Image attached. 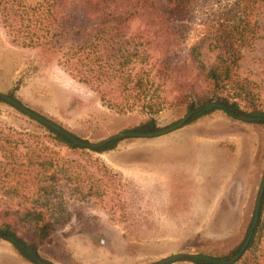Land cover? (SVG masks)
Here are the masks:
<instances>
[{
  "label": "trees",
  "instance_id": "16d2710c",
  "mask_svg": "<svg viewBox=\"0 0 264 264\" xmlns=\"http://www.w3.org/2000/svg\"><path fill=\"white\" fill-rule=\"evenodd\" d=\"M0 23L14 44L38 48L94 91L103 106L131 117L120 131L161 130L156 114L166 108L184 107L190 114L185 124L216 110L234 119L264 118L253 83L238 72L244 50L258 31L264 33V0H0ZM197 23L204 35L193 39ZM208 40L218 50L210 67L201 54ZM6 94L23 102L12 90ZM29 118V129L0 121V238L31 263L39 264L35 253L49 264H71L62 232L81 211L101 208L114 219L118 213L125 217L119 174L93 155L121 140L87 150ZM67 129L81 140L99 137ZM253 219L254 212L244 219L227 243L228 253L188 260L228 261L249 239L232 264L244 257L242 264L257 261L264 243V195L255 228Z\"/></svg>",
  "mask_w": 264,
  "mask_h": 264
},
{
  "label": "rangeland",
  "instance_id": "374dc122",
  "mask_svg": "<svg viewBox=\"0 0 264 264\" xmlns=\"http://www.w3.org/2000/svg\"><path fill=\"white\" fill-rule=\"evenodd\" d=\"M198 23L193 39L204 35ZM201 54L210 67L218 50L208 40ZM263 58L260 30L244 50L238 72L253 83L264 109ZM11 90L24 105L55 118L64 128L87 137L99 135L90 141L123 132L121 127L131 119L103 106L94 91L38 48L14 44L0 23V92ZM186 114L184 107L166 108L156 117L162 127H169ZM29 117L0 102L1 122L29 129ZM201 130L202 135H196ZM198 136L209 142L200 160L191 146ZM57 148L77 157L63 145ZM93 155L119 174L127 210L125 217L118 213L115 219L101 208L81 211L62 232L69 263L156 264L180 253L220 256L228 253L227 243L240 232L244 219L255 213L264 177V122L234 119L216 110L204 116L201 125L185 124L158 137L124 138L115 148ZM198 176L204 180H195ZM3 244L11 246L0 238V247ZM187 263L194 262L169 264ZM252 264H264V243Z\"/></svg>",
  "mask_w": 264,
  "mask_h": 264
},
{
  "label": "water",
  "instance_id": "95a60500",
  "mask_svg": "<svg viewBox=\"0 0 264 264\" xmlns=\"http://www.w3.org/2000/svg\"><path fill=\"white\" fill-rule=\"evenodd\" d=\"M0 98L2 100L6 101L7 103L11 104L16 109L25 113L26 115L33 117L34 119L38 120L39 122H42L43 124L57 130L58 132L62 133L63 135L69 137L76 144L80 145L81 147H83L85 149H89V150H95V149L102 148L106 144H108L109 142H111L113 140H121V139L129 138V137L152 138V137H158L161 135H165V134L170 133L179 127L184 126L187 117L190 116V114H186L184 117H182V119L179 121V123L174 124V125H170L169 127H165L163 129L155 131V132L140 133V132H132V131H123V132H119V133H116L114 135H111L110 137H107V138L100 140V141H85V140L78 139L66 128L62 127L61 125L52 121L51 119L45 117L44 115L35 112L33 109L27 107L26 105H24L22 102L18 101L17 99H14V98L8 96L7 94L1 93V92H0ZM262 119H264V118H255V117H246V116L241 117V120L249 121V122L255 121V120H262ZM263 195H264V177H263V181H262L261 188H260L259 195H258V199H257V204H256V209H255L254 219H253V228L256 227V225L260 219V212H261V208H262ZM248 243H249V239L246 240L241 251L235 257H233L232 259H230L228 261H216L214 259L204 258L202 256H200V258L205 259L209 262L217 263V264H232L242 256V254L245 251ZM33 257L36 259V261L39 264H49L40 255H37L34 253ZM194 257H195V254L180 253V254L169 256V257L159 261L156 264H169V263L176 262L178 260L190 259V258H194Z\"/></svg>",
  "mask_w": 264,
  "mask_h": 264
},
{
  "label": "crops",
  "instance_id": "0c3cea01",
  "mask_svg": "<svg viewBox=\"0 0 264 264\" xmlns=\"http://www.w3.org/2000/svg\"><path fill=\"white\" fill-rule=\"evenodd\" d=\"M215 112V111H214ZM226 114V113H225ZM206 116V115H205ZM203 117H201L200 119H198V121H196L197 124L201 125V119H203ZM205 122H203L202 124H204ZM215 123V121L212 122V124ZM217 123V122H216ZM204 127V125H203ZM195 128V127H194ZM200 128H202V126L197 127V130H199ZM209 134V133H208ZM196 135H202V130L200 133L196 134ZM219 138L223 137V134L220 133L218 135ZM205 143L206 145L209 144L208 141H204L202 139V136H198L196 141H192V149L194 151V148H196V154L197 157L196 159H199L200 157H203L204 154L201 153V151H203L205 149ZM195 152V151H194ZM200 160V159H199ZM220 176H222V174H220ZM194 177V176H193ZM195 180H199V181H203L204 179L200 178L199 176L195 179ZM224 189V187L222 188ZM0 264H34L31 263L29 261H26L25 259H23L11 246H6V245H2L0 247ZM187 264H195V263H187Z\"/></svg>",
  "mask_w": 264,
  "mask_h": 264
}]
</instances>
